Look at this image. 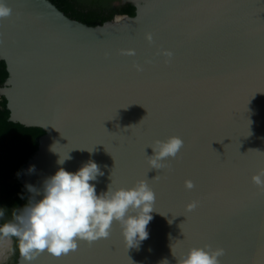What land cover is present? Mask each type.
Instances as JSON below:
<instances>
[{"label":"water","instance_id":"obj_1","mask_svg":"<svg viewBox=\"0 0 264 264\" xmlns=\"http://www.w3.org/2000/svg\"><path fill=\"white\" fill-rule=\"evenodd\" d=\"M123 1L133 16L89 26L50 0H4L0 95L9 120L44 131L24 187L91 160L98 194L139 181L155 193L138 246L114 222L107 238L31 264H179L205 246L221 264H264V0ZM170 136L182 149L150 170V147Z\"/></svg>","mask_w":264,"mask_h":264},{"label":"clouds","instance_id":"obj_2","mask_svg":"<svg viewBox=\"0 0 264 264\" xmlns=\"http://www.w3.org/2000/svg\"><path fill=\"white\" fill-rule=\"evenodd\" d=\"M10 9L0 0V18L7 17ZM183 147V140L170 136L166 140L156 141L149 156V169L163 167V161L174 158ZM67 156L57 160L63 165ZM30 165L27 173L35 172ZM18 176L20 173L17 174ZM103 175L101 169L89 160L75 172L64 167L45 178L39 187L26 184L29 193L26 203L12 212V219L0 223V252L4 247L19 254L25 264L31 262L40 253L47 252L60 256L74 251L78 241L94 242L107 238L114 222H119L122 237L128 248L136 247L148 239L147 226L152 220L155 193L144 181L132 187L112 189L101 193L96 191V181ZM257 185L264 187V176L256 178ZM186 189L194 185L190 180L184 182ZM25 199L23 195L20 197ZM196 207L193 202L188 206ZM7 207H0V220H3ZM225 255L222 249L211 250L194 247L179 260V264H221Z\"/></svg>","mask_w":264,"mask_h":264},{"label":"trees","instance_id":"obj_3","mask_svg":"<svg viewBox=\"0 0 264 264\" xmlns=\"http://www.w3.org/2000/svg\"><path fill=\"white\" fill-rule=\"evenodd\" d=\"M69 18L96 26L118 14L133 16L131 3L111 6L112 0H50ZM8 77L6 64L0 59V87ZM44 131L39 127L25 126L9 120L6 99L0 95V207H7L0 223L12 219V212L26 203L29 195L18 178L27 160L36 152L39 137ZM21 195L25 199H21Z\"/></svg>","mask_w":264,"mask_h":264},{"label":"flooded vegetation","instance_id":"obj_4","mask_svg":"<svg viewBox=\"0 0 264 264\" xmlns=\"http://www.w3.org/2000/svg\"><path fill=\"white\" fill-rule=\"evenodd\" d=\"M125 3H130V2H124L123 0H112L110 2L111 6L113 7H116L120 4H125ZM132 5H134L133 3H131ZM135 7V5H134ZM12 248L13 250L12 251H9L7 249V247H4L2 249V252H1V256H0V264H15L18 257H19V254L14 250L15 248V240H13V244H12Z\"/></svg>","mask_w":264,"mask_h":264},{"label":"snow or ice","instance_id":"obj_5","mask_svg":"<svg viewBox=\"0 0 264 264\" xmlns=\"http://www.w3.org/2000/svg\"><path fill=\"white\" fill-rule=\"evenodd\" d=\"M78 247H79V244H78ZM78 247H77L74 251H76V250L78 249ZM74 251H71V252H74ZM68 254H70V252H68L67 254H62V255H68ZM62 255H60V256H55V257H57V258H61Z\"/></svg>","mask_w":264,"mask_h":264},{"label":"bare ground","instance_id":"obj_6","mask_svg":"<svg viewBox=\"0 0 264 264\" xmlns=\"http://www.w3.org/2000/svg\"><path fill=\"white\" fill-rule=\"evenodd\" d=\"M0 254H1V252H0ZM1 256V255H0Z\"/></svg>","mask_w":264,"mask_h":264},{"label":"rangeland","instance_id":"obj_7","mask_svg":"<svg viewBox=\"0 0 264 264\" xmlns=\"http://www.w3.org/2000/svg\"><path fill=\"white\" fill-rule=\"evenodd\" d=\"M1 255V254H0Z\"/></svg>","mask_w":264,"mask_h":264}]
</instances>
